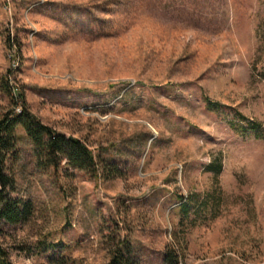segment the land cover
Returning <instances> with one entry per match:
<instances>
[{"label":"rangeland","instance_id":"1","mask_svg":"<svg viewBox=\"0 0 264 264\" xmlns=\"http://www.w3.org/2000/svg\"><path fill=\"white\" fill-rule=\"evenodd\" d=\"M9 90L97 160L10 127L14 264H264V0H0V118Z\"/></svg>","mask_w":264,"mask_h":264},{"label":"trees","instance_id":"2","mask_svg":"<svg viewBox=\"0 0 264 264\" xmlns=\"http://www.w3.org/2000/svg\"><path fill=\"white\" fill-rule=\"evenodd\" d=\"M9 42V40H8ZM10 45V44H8ZM12 109L0 118V133L7 131L9 136L4 139L0 137V224H17L27 217L30 213L29 204H23L21 201H12L8 197L7 189L12 185V178L7 174L5 162L7 156L16 147V141L13 134L9 132L10 127L22 126L33 145L36 148V156L42 159L46 157L45 162L56 166L57 160L67 159L71 165L81 170H91L97 174V160L93 151L77 138H69L64 134L57 133L49 126L42 124L38 119L26 113L22 104L23 97L19 93H13L9 90ZM20 108V112H16ZM251 128L255 131L261 130L258 122H252ZM218 171L221 169V163L218 164ZM105 173L109 177L120 175L119 170L107 168ZM187 204H183L185 211ZM1 232V230H0ZM166 264H180L177 252L171 248L166 253ZM0 264H14L10 258L9 250L0 243ZM109 264H136L128 258L124 251L117 249L113 252Z\"/></svg>","mask_w":264,"mask_h":264},{"label":"built area","instance_id":"3","mask_svg":"<svg viewBox=\"0 0 264 264\" xmlns=\"http://www.w3.org/2000/svg\"><path fill=\"white\" fill-rule=\"evenodd\" d=\"M16 112H20V108H16Z\"/></svg>","mask_w":264,"mask_h":264}]
</instances>
